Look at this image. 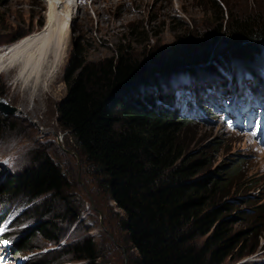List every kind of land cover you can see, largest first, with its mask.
<instances>
[{"label":"trees","instance_id":"1","mask_svg":"<svg viewBox=\"0 0 264 264\" xmlns=\"http://www.w3.org/2000/svg\"><path fill=\"white\" fill-rule=\"evenodd\" d=\"M210 1L220 22L210 34L176 45L168 52L161 50L157 59L151 60L153 64L144 65L147 69L141 71V62L134 61L120 47L113 55L85 60L76 43L62 70L65 94L56 104V121L73 140L83 163L99 180L108 198L122 211L121 225L136 252L137 264H224L237 243L236 236L227 231L226 219L220 218L221 209L214 206L213 197L227 186L238 166L226 169L224 176L194 178L202 160L191 158L181 149L177 137L181 124L191 119L190 114L182 113L184 103L175 106L174 97L164 92L179 77L206 76L213 70L230 67L238 58L262 62L264 16L253 12L232 15L222 0ZM20 36L21 33L10 41ZM212 55L219 58L217 68L206 63L214 58ZM236 69L242 71L244 66ZM154 73L157 78H152ZM263 84L264 80L257 78L249 87L256 92L255 88L261 90ZM151 86L154 97L144 93ZM205 95L192 94V102L185 103L186 110L196 103L208 114L209 107L199 105ZM153 99L164 111L153 106ZM8 121L0 114V132L11 125ZM260 185L252 187L259 190ZM64 186L61 170L43 155L24 173L8 177L1 194H25L29 201L43 196L58 199L62 198ZM66 211L74 215L70 207ZM3 219L0 214V221ZM35 233L50 244L35 247L29 238H21L9 242L10 256L56 245L60 237L49 221H40ZM7 235L4 231L1 237L8 241ZM94 250L90 241L71 243L61 255L72 254L74 261L79 262L76 264H93ZM255 250L254 245L240 251L235 260ZM53 253H43L39 260L29 258L23 264H45L42 260L56 254ZM239 264L264 263L251 260Z\"/></svg>","mask_w":264,"mask_h":264},{"label":"rangeland","instance_id":"2","mask_svg":"<svg viewBox=\"0 0 264 264\" xmlns=\"http://www.w3.org/2000/svg\"><path fill=\"white\" fill-rule=\"evenodd\" d=\"M222 1L232 15L253 12L264 16V0ZM45 2L0 0V53L22 38L40 31L45 23ZM212 9L210 0H83V3L77 0L74 16L68 21L66 56L47 91L29 97L28 91L24 94L20 89L19 67L12 65L4 70L0 65V97L8 106L14 107L11 114L5 115L11 125L0 132V199L3 198L0 200V214L4 218L3 230L7 232L10 243L29 238V243L35 247L50 244L35 233L40 221L52 222L60 234L56 245L7 257L5 264H14L16 258L27 261L35 257L39 260L43 253L52 251L56 254L42 260L45 264H76L79 262L74 261L72 254L61 253L69 244L81 245L85 241L93 243L96 254L93 264H137L136 252L121 225L122 211L108 198L99 180L83 163L73 140L56 121V104L65 94L62 70L76 43L82 49L85 60L95 61L113 55L120 47L134 61L141 62V71L147 69L144 65L153 64L151 60L161 50L168 52L176 45L188 44L201 35L210 34L220 23L219 14L213 13ZM19 33L22 34L20 39L10 41ZM212 56L214 58L206 63L217 68L219 58ZM258 62L259 59L255 61ZM249 69L246 66L238 76ZM151 76L158 77L155 73ZM180 81L182 77L175 80ZM152 88H147L144 93H152L154 97ZM191 98V93L180 92L172 102L175 106L184 103L182 113H191V119L181 124L177 137L181 149L188 152L191 158L202 160L194 178L224 176L226 169L238 166L227 186L213 197L214 206L221 209L220 218L227 221L229 235L237 239L224 264L251 260L263 262L264 147L249 136L223 126L219 118H214V114L229 111L225 104L211 102L216 101L213 98L202 100L199 104L209 107L208 114L199 110L198 104L186 110L185 103ZM152 101L156 109L164 111L161 104L154 99ZM201 115L209 123L201 122ZM43 155L61 170L65 180L62 198L43 196L29 201L25 194L11 197L1 194L8 177L24 173L35 166L37 158ZM10 159V165L4 163ZM254 184H261L259 190L253 189ZM67 207L73 210L74 215L66 214ZM254 245V253L235 260V254L245 252Z\"/></svg>","mask_w":264,"mask_h":264},{"label":"bare ground","instance_id":"3","mask_svg":"<svg viewBox=\"0 0 264 264\" xmlns=\"http://www.w3.org/2000/svg\"><path fill=\"white\" fill-rule=\"evenodd\" d=\"M45 1V23L40 31L22 38L0 53V65L4 70L12 65L19 67L20 89L24 94L28 91L29 97L47 91L57 68L62 65L68 45V21L73 18L77 5V0L76 3L72 0L70 4L69 0H52L51 5L49 0ZM255 89L259 90L257 87ZM248 93H254L250 87L247 89ZM207 99L212 100L213 97L205 95L204 100ZM192 100L193 98L190 102Z\"/></svg>","mask_w":264,"mask_h":264},{"label":"clouds","instance_id":"4","mask_svg":"<svg viewBox=\"0 0 264 264\" xmlns=\"http://www.w3.org/2000/svg\"><path fill=\"white\" fill-rule=\"evenodd\" d=\"M243 59H240V58H238V59H235V62H233L232 64H231V66L230 67H228L227 69L229 70V74H231V75H235V74H237V73H234V69H236V66H239V65H242V66H244L243 64H242V61ZM245 68V67H244ZM237 70V69H236ZM219 73H222V74H226L227 73V70H220V72ZM191 76H195V75H190V76H187L188 78L189 77H191ZM159 91H161V89H159L158 90V92ZM157 93V92H156ZM157 94H159V95H161L160 93H157ZM162 96V95H161Z\"/></svg>","mask_w":264,"mask_h":264},{"label":"water","instance_id":"5","mask_svg":"<svg viewBox=\"0 0 264 264\" xmlns=\"http://www.w3.org/2000/svg\"><path fill=\"white\" fill-rule=\"evenodd\" d=\"M14 107L8 106L4 100L0 97V113L3 115L11 114Z\"/></svg>","mask_w":264,"mask_h":264},{"label":"snow or ice","instance_id":"6","mask_svg":"<svg viewBox=\"0 0 264 264\" xmlns=\"http://www.w3.org/2000/svg\"><path fill=\"white\" fill-rule=\"evenodd\" d=\"M72 0H69V3H71ZM52 3V0H49V5H51ZM81 3H83V0H81ZM257 128L259 129V123H257ZM252 135H256L255 132L252 133ZM5 164H9L11 163V159L10 160H7V161H4ZM3 221H0V231H3ZM4 243H8V241H3ZM0 259H3V257H0Z\"/></svg>","mask_w":264,"mask_h":264}]
</instances>
